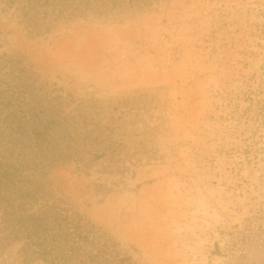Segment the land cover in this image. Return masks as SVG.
I'll use <instances>...</instances> for the list:
<instances>
[{
	"label": "rangeland",
	"instance_id": "374dc122",
	"mask_svg": "<svg viewBox=\"0 0 264 264\" xmlns=\"http://www.w3.org/2000/svg\"><path fill=\"white\" fill-rule=\"evenodd\" d=\"M8 86L97 102L119 145L53 168L41 208L93 225L126 264H264V0H148L39 34L0 0ZM24 243L0 218V264H43Z\"/></svg>",
	"mask_w": 264,
	"mask_h": 264
},
{
	"label": "trees",
	"instance_id": "16d2710c",
	"mask_svg": "<svg viewBox=\"0 0 264 264\" xmlns=\"http://www.w3.org/2000/svg\"><path fill=\"white\" fill-rule=\"evenodd\" d=\"M147 1L19 0V9L28 32L39 34L75 16L105 15ZM22 89L0 91L1 222L14 239L25 240V256L43 264L129 263L93 225L84 228L79 219H59L50 205L41 208L43 180L53 168L118 149L106 141L104 106L92 102L70 108L62 95L26 99Z\"/></svg>",
	"mask_w": 264,
	"mask_h": 264
}]
</instances>
